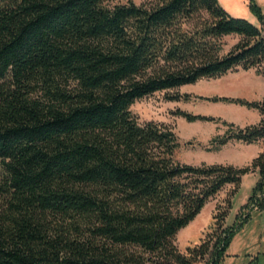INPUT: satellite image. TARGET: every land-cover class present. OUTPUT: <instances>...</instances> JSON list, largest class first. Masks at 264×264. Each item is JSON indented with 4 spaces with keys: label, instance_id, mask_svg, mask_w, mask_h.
<instances>
[{
    "label": "trees",
    "instance_id": "trees-1",
    "mask_svg": "<svg viewBox=\"0 0 264 264\" xmlns=\"http://www.w3.org/2000/svg\"><path fill=\"white\" fill-rule=\"evenodd\" d=\"M252 11L263 24L258 6ZM239 41L223 52L222 37ZM237 67L264 74L262 28L218 0H0V264H218L240 222L180 251L177 232L244 174V208L264 207V148L250 164L179 162L166 124L139 123L135 100ZM188 98V94L169 99ZM260 120L226 126L208 150L264 138Z\"/></svg>",
    "mask_w": 264,
    "mask_h": 264
},
{
    "label": "rangeland",
    "instance_id": "rangeland-1",
    "mask_svg": "<svg viewBox=\"0 0 264 264\" xmlns=\"http://www.w3.org/2000/svg\"><path fill=\"white\" fill-rule=\"evenodd\" d=\"M127 1L129 0H105V4L113 6ZM131 1L140 4L155 0ZM218 2L229 15L244 18L261 27L264 35V22L260 24L251 9L253 5L258 6L264 17V0H218ZM239 39L237 35L222 37L223 52L230 50ZM175 94H188V98L169 99ZM221 96L258 101L264 106V74H259L256 68L243 70L237 67L220 77L202 78L195 83L174 89L156 91L135 100L130 109L139 123L148 121L163 123L174 131L179 141V147L175 151V158L179 162L192 165L201 163H230L239 167L248 165L259 150L264 148V138L257 144L231 140L217 149L208 150L210 139L215 135H222L226 126L222 125L220 120L188 122L177 114L178 111H186L212 116L232 122L234 125L243 120L255 122L256 109L210 100ZM257 180V172L246 173L235 192L232 185H227L210 198L195 218L175 235L174 243L177 248L183 252L187 246L197 244L214 233L216 222L222 213L227 212L224 225H232L239 223L240 215L248 212L249 216L237 226L218 264H264V207L249 211L243 207Z\"/></svg>",
    "mask_w": 264,
    "mask_h": 264
},
{
    "label": "crops",
    "instance_id": "crops-1",
    "mask_svg": "<svg viewBox=\"0 0 264 264\" xmlns=\"http://www.w3.org/2000/svg\"><path fill=\"white\" fill-rule=\"evenodd\" d=\"M253 110V109H252ZM243 112H245V111H243ZM254 112H256V115H254L255 116V122H247L248 120H243V121H241L240 123H238L237 125L238 126H240V127H243V126H245V125H250V124H253V123H256V122H258L259 120H260V114H259V112L257 111V110H255ZM255 114V113H254ZM257 143H259V142H256V144ZM263 148H261L260 150H259V152L262 150ZM258 152V153H259ZM257 153V154H258Z\"/></svg>",
    "mask_w": 264,
    "mask_h": 264
}]
</instances>
